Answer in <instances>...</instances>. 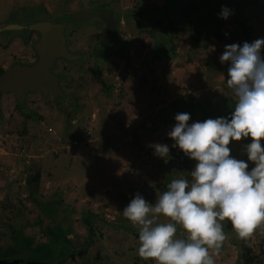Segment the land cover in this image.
Listing matches in <instances>:
<instances>
[{"label": "rangeland", "instance_id": "1", "mask_svg": "<svg viewBox=\"0 0 264 264\" xmlns=\"http://www.w3.org/2000/svg\"><path fill=\"white\" fill-rule=\"evenodd\" d=\"M190 1L195 0H0V29L38 21L66 24L69 48L82 57L55 66L64 98L27 92L19 103L11 93L0 94L2 250H13L20 226L35 245L50 243L44 231L55 224L70 228L71 241L77 233L83 243L85 218L92 217L97 255L109 264H154L137 255L138 226L122 211L137 193L154 203L172 179L187 178L195 162L168 174L163 165L171 157L155 156L149 145L167 144L170 155L174 142L167 132L177 113H189V123L227 117L235 97L226 83L229 65L219 56L226 44L264 37V0H203L199 12L210 24L199 36L185 13ZM222 6L231 9L227 20L219 17ZM103 8L115 12L118 29L116 42L100 48ZM80 12L87 14L78 19ZM1 34L0 68L36 61L37 33ZM95 49L101 52L95 55ZM247 142L230 143L231 155L247 160ZM33 199L55 209V221ZM221 223L225 239L218 250H209L215 264H243L245 251L252 264H264V223L246 238ZM176 227L177 238L185 239Z\"/></svg>", "mask_w": 264, "mask_h": 264}, {"label": "clouds", "instance_id": "2", "mask_svg": "<svg viewBox=\"0 0 264 264\" xmlns=\"http://www.w3.org/2000/svg\"><path fill=\"white\" fill-rule=\"evenodd\" d=\"M231 9L222 6L227 20ZM264 37L224 46L219 56L227 63V87L235 104L227 117L189 123L190 114L177 113L167 132L194 161L187 178L172 179L166 190L149 203L137 193L122 215L138 226L137 255L154 264H215L209 250L225 239L221 222L228 221L241 238L264 223ZM242 145L247 160L231 155L230 143ZM161 159L169 156L167 144L149 145ZM251 163L252 167H249ZM160 217L167 222H158ZM180 225L187 234L177 238Z\"/></svg>", "mask_w": 264, "mask_h": 264}, {"label": "water", "instance_id": "3", "mask_svg": "<svg viewBox=\"0 0 264 264\" xmlns=\"http://www.w3.org/2000/svg\"><path fill=\"white\" fill-rule=\"evenodd\" d=\"M86 14L77 13V18H84ZM99 15L106 24L103 37L99 43L101 47H108L117 38V19L114 17V13L107 9L100 10ZM24 29L39 35L38 41L33 46L37 60L31 65L17 64L7 69L0 76V94L11 93L19 103H24L27 92H39L44 96L52 92L56 97H63L59 78L52 73V70L60 59L77 61L80 58L79 55L71 53L67 48L65 25L38 21L26 26L9 25L0 29V33L6 35V33L12 32L16 36ZM0 264H10V262L0 260Z\"/></svg>", "mask_w": 264, "mask_h": 264}, {"label": "flooded vegetation", "instance_id": "4", "mask_svg": "<svg viewBox=\"0 0 264 264\" xmlns=\"http://www.w3.org/2000/svg\"><path fill=\"white\" fill-rule=\"evenodd\" d=\"M107 10L112 11L111 9H107ZM112 12L114 13V17L116 18L115 12L114 11H112ZM98 16L101 19L99 12H98ZM101 21H103V20L101 19ZM103 23L105 24L104 21H103ZM56 24L59 25V23H56ZM63 25H65V29H66V24H63ZM117 25H118V21H117ZM105 28H106V24H105ZM105 28H104V30H105ZM103 33H104V31H103ZM103 33L101 35L100 40L103 37ZM65 37H66L68 50L71 53H74L69 48L66 33H65ZM100 40H99V42H100ZM113 44H111V45H113ZM100 48H104V47H100ZM96 52H98V51L95 49V55H96ZM74 54H76V53H74ZM79 56H80V58L78 60H80L82 58L81 55H79ZM36 60H37V58H36ZM59 61H65L68 63L75 62V61H67L65 59H60L56 62V64ZM17 64H15V65H17ZM31 64H33V63H28L27 65H31ZM56 64H55V66H56ZM55 66L52 70V73L54 75H56L54 72ZM56 76L59 78L58 75H56ZM59 85H60V79H59ZM58 98H64V96L58 97ZM169 156L171 158H169L168 161L165 163V165H163V169L166 173L171 174L173 171L179 172V171L188 170L190 168L192 160H190L187 156H185L184 153L181 150H179L178 148H173L170 151ZM227 224H228V221H227ZM92 227L88 228V230H87L88 233L86 236V238H88V239L83 243H80L79 237H78L79 235H77V233H76L75 237H74L75 238V245L67 246L65 248L67 251L66 252L64 251L63 254H62V250H63L62 247L60 248V250L56 251V253H58V254H53L51 256H45L43 254L36 255L34 252H31L28 250H24L23 253H21V252L19 253L18 250L20 248L14 247L13 250H17L18 254H17V252H15V251L12 252V250H11L10 256H8L6 258H0V260L5 261V262H10V264H18L17 262H19L20 264H67L68 262L70 264H109V260L107 258H102L100 255H97L95 253V248H94L95 241H94V237H93L95 231L93 230ZM229 229H231V228H229ZM70 236H72V235L69 234L67 236V238L70 239ZM134 236L137 237V234L136 235L134 234ZM80 240H81V238H80ZM73 242H74V240H73ZM99 253H102V252H98V254Z\"/></svg>", "mask_w": 264, "mask_h": 264}, {"label": "trees", "instance_id": "5", "mask_svg": "<svg viewBox=\"0 0 264 264\" xmlns=\"http://www.w3.org/2000/svg\"><path fill=\"white\" fill-rule=\"evenodd\" d=\"M188 7L185 9V13L187 17L191 18V31H193L196 35H201L205 30L208 29L210 24V19H207L205 13H200L199 9H203V0H195L190 1L188 4ZM105 9V8H103ZM71 18V17H70ZM196 39H193V42ZM5 70L0 68V76L4 74ZM60 99V98H59ZM39 181V175L35 177L34 182ZM36 207L41 211L40 213L47 217L50 221H55V209L50 207H42L41 201L37 199H33ZM58 204H61V201H57ZM40 226H42L43 220H40ZM85 223L91 228L93 226L92 217L91 218H85ZM228 231V230H227ZM71 233V229H65L60 224H55L54 226H46L44 235L49 238L50 243L49 244H38L35 245L34 237L25 234V226H20L17 230H14L12 240L14 241V247L20 248L18 252L23 253L24 250H28L31 252H34L36 255H45V256H51L54 254V247H62V254L63 252L67 251L65 248L67 246L75 245L73 240L67 238V236ZM17 252V250H12V252ZM17 252V254H18ZM252 252V251H251ZM11 252L8 250H2L0 248V258H6L10 256ZM249 251L243 252L242 260L243 264H252V259L250 258ZM249 256V257H248Z\"/></svg>", "mask_w": 264, "mask_h": 264}, {"label": "built area", "instance_id": "6", "mask_svg": "<svg viewBox=\"0 0 264 264\" xmlns=\"http://www.w3.org/2000/svg\"><path fill=\"white\" fill-rule=\"evenodd\" d=\"M79 142H80V139H77V140H74V141H73V143H74L76 146H78V145L80 144Z\"/></svg>", "mask_w": 264, "mask_h": 264}]
</instances>
